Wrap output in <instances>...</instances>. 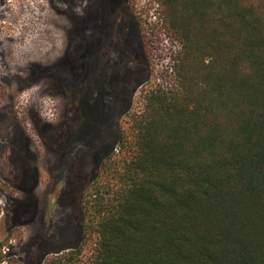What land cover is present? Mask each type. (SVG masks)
Returning <instances> with one entry per match:
<instances>
[{"label":"trees","instance_id":"trees-1","mask_svg":"<svg viewBox=\"0 0 264 264\" xmlns=\"http://www.w3.org/2000/svg\"><path fill=\"white\" fill-rule=\"evenodd\" d=\"M176 83L141 96L37 264H264V0H157Z\"/></svg>","mask_w":264,"mask_h":264},{"label":"rangeland","instance_id":"rangeland-1","mask_svg":"<svg viewBox=\"0 0 264 264\" xmlns=\"http://www.w3.org/2000/svg\"><path fill=\"white\" fill-rule=\"evenodd\" d=\"M179 49L157 0H0V264L78 245L85 188Z\"/></svg>","mask_w":264,"mask_h":264},{"label":"flooded vegetation","instance_id":"flooded-vegetation-1","mask_svg":"<svg viewBox=\"0 0 264 264\" xmlns=\"http://www.w3.org/2000/svg\"><path fill=\"white\" fill-rule=\"evenodd\" d=\"M128 2H129V0H127ZM11 233V231L10 232H8L7 234L9 235Z\"/></svg>","mask_w":264,"mask_h":264}]
</instances>
